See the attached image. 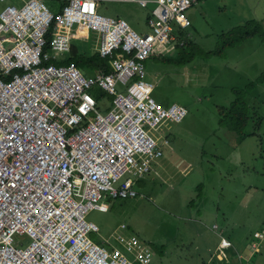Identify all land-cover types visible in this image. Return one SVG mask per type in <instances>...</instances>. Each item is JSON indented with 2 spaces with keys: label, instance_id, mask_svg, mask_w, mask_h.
Returning a JSON list of instances; mask_svg holds the SVG:
<instances>
[{
  "label": "built area",
  "instance_id": "1",
  "mask_svg": "<svg viewBox=\"0 0 264 264\" xmlns=\"http://www.w3.org/2000/svg\"><path fill=\"white\" fill-rule=\"evenodd\" d=\"M63 1L58 12L44 0L0 11V264H151L149 244L126 234L125 224L116 233L120 246L109 247L90 238L100 229L86 217L137 196L136 181L169 144L153 131L187 116L179 102L153 96L146 59L185 45L172 23L188 28L185 13L198 0H154L145 34L100 13L101 0ZM90 32L98 34L96 51L110 58L108 73L86 76L59 62L72 39ZM95 89L112 97L106 110ZM254 236L264 239V231Z\"/></svg>",
  "mask_w": 264,
  "mask_h": 264
},
{
  "label": "rangeland",
  "instance_id": "2",
  "mask_svg": "<svg viewBox=\"0 0 264 264\" xmlns=\"http://www.w3.org/2000/svg\"><path fill=\"white\" fill-rule=\"evenodd\" d=\"M24 1H0V11ZM44 3L58 12L63 2ZM155 7L154 2L143 7L101 0L99 12L125 18L144 34ZM185 14L192 26L182 35L192 41L186 51L192 61L179 65L151 57L146 72L147 80L156 84L153 96L164 104L179 102L188 114L153 131L168 137L163 156L136 181L137 196L112 200L107 212L90 211L87 220L100 229L90 238L120 246L116 233L125 224L126 234L149 244L151 264H264V240L254 237L264 231V83L252 85L264 73V39L256 36L227 48L221 42L248 21L264 27V0H198ZM95 38L96 33L91 40L80 37L71 43L76 53L85 54L96 47ZM237 91L249 110L241 131L231 124ZM94 96L102 110L111 106L110 95ZM222 237L232 247L216 250Z\"/></svg>",
  "mask_w": 264,
  "mask_h": 264
},
{
  "label": "trees",
  "instance_id": "3",
  "mask_svg": "<svg viewBox=\"0 0 264 264\" xmlns=\"http://www.w3.org/2000/svg\"><path fill=\"white\" fill-rule=\"evenodd\" d=\"M53 29L51 28L47 34V40L50 42L51 35H52ZM222 44L223 48L231 47L236 44H240L245 42L246 40L256 37V36H262V39H264V27L261 23L258 21H248L244 25H241L237 27L233 32H231L229 35H223ZM192 44H186L183 47H178L175 51H173L171 54H168L161 59L167 61L168 63H175L179 65H185L192 61L193 55L192 53H188L187 48ZM220 51H216L215 54H219ZM74 62L79 68L85 71H99L103 70V72L108 73L111 71L110 65H109V59L102 58L100 54L97 51H93L90 56H88L87 53L85 54H78L74 53L70 59V62ZM258 83H264V73L259 77L258 81L256 83H253L252 85L258 84ZM99 91V90H98ZM98 98L101 99L104 96V93L102 91L98 92ZM233 109L237 108V113L235 112L233 119L234 121L231 122V124L234 123V126L237 127L238 131H241L243 125L247 123L249 117V110L248 106L244 100V97L242 96L241 91H237V101L235 100L234 104L232 105ZM255 237V236H254ZM256 238V237H255ZM259 242H261L264 239H258ZM253 245V244H252ZM258 245V244H257ZM232 247V246H230ZM230 247H227L225 249H228ZM259 247V245H258ZM257 247V250H258ZM212 263V262H211ZM209 263V264H211Z\"/></svg>",
  "mask_w": 264,
  "mask_h": 264
},
{
  "label": "crops",
  "instance_id": "4",
  "mask_svg": "<svg viewBox=\"0 0 264 264\" xmlns=\"http://www.w3.org/2000/svg\"><path fill=\"white\" fill-rule=\"evenodd\" d=\"M60 1H62L63 3H62V5H61V9H62V6L64 5V3H65V1H63V0H60ZM149 1V3L148 4H150L151 2H154V1H151V0H148ZM120 3H123V2H120ZM124 3H134V2H124ZM155 3V2H154ZM148 4L146 5V6H143V7H147L148 6ZM60 9V10H61ZM59 10V11H60ZM151 15V14H150ZM149 15V16H150ZM149 16H148V18H149ZM113 17V16H112ZM117 18H120V17H117ZM123 19H125V18H123ZM126 20V19H125ZM127 21V20H126ZM147 21H148V19H147ZM191 21V20H190ZM131 26V25H130ZM190 26H192V21H191V25ZM189 26V27H190ZM132 27V26H131ZM135 30V29H134ZM149 30H150V28H149ZM174 30H175V34H178V35H180V37H182V38H185V40H186V43H185V45L186 44H192V41H190L188 38H186V37H184L183 35H182V32H183V30L182 29H179V27L178 26H176V28H174ZM136 31V30H135ZM139 33V32H138ZM147 33V32H146ZM92 34H95L94 32H90V33H87V34H85V37H90V40H91V36H92ZM145 34V33H144ZM94 37V36H93ZM46 38H47V36H46ZM72 40H75V39H72ZM72 40H71V42H72ZM89 40V41H90ZM98 40H99V38H98V34H96V38H95V44H96V46H97V44H98ZM70 42V53L67 55V57H66V59L64 60V59H61L59 62L60 63H71L70 62V59H71V57H72V55L74 54V53H76L75 52V48L72 46V43ZM184 45V46H185ZM178 47H183V46H180V45H177V47L173 50V51H175ZM45 50L47 51V50H49V46H46L45 47ZM93 51H96V47L92 50V49H89L88 51H87V54H88V56H90L91 55V53L93 52ZM172 51V52H173ZM98 52V51H97ZM172 52H170V53H168V54H171ZM168 54H166V55H168ZM166 55H153V56H150V57H148L147 59H146V62H147V60L149 59V58H151V57H160V58H162V57H164V56H166ZM107 59H109V65H110V58H107ZM72 63H74V62H72ZM110 68H111V66H110ZM81 69V68H80ZM82 70V69H81ZM83 71V70H82ZM99 71H103V70H99ZM99 71H95V73L96 72H99ZM84 73V72H83ZM98 89H95L94 91H93V93L94 94H98ZM98 96V95H97ZM99 102V101H98ZM193 234H196V231L194 230V228H193ZM224 239H226V240H228L226 237H224ZM228 241H230V240H228ZM231 242V241H230ZM221 248H223L222 247V245H221V243L219 242V244H218V246L216 247V250H221ZM237 253H235V254H232L231 255V257H232V259H236L237 257ZM230 257V258H231ZM220 259H222V256L220 255Z\"/></svg>",
  "mask_w": 264,
  "mask_h": 264
}]
</instances>
